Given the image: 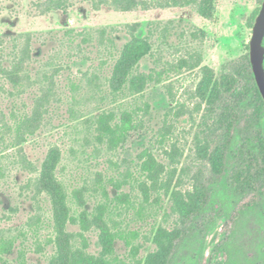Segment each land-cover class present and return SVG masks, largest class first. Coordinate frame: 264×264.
I'll use <instances>...</instances> for the list:
<instances>
[{"label": "rangeland", "instance_id": "1", "mask_svg": "<svg viewBox=\"0 0 264 264\" xmlns=\"http://www.w3.org/2000/svg\"><path fill=\"white\" fill-rule=\"evenodd\" d=\"M36 2L0 0V62L10 64L19 34L32 35L33 51L31 77L21 86L15 88L9 76L0 73V237L19 238L15 248H2L0 254L7 264H48L54 254L56 230L50 197L36 195L28 181L38 175L49 148L59 145V175L76 220V224L67 223V231L74 234L70 245L76 253L68 264H97L103 251L101 232L92 222L89 229L82 225L84 207L73 196L77 189L89 210L86 215L92 216L98 203L108 204L104 220L110 222L115 240L113 253L104 256L109 260L106 264H146L148 255L158 250L154 241L157 232L177 225V202L188 200L199 165H211L215 142L231 134L228 117H220L210 102L219 103L225 96L235 102L240 80L233 68L249 54L262 0H194L183 6L133 11L109 6L96 9L90 0H69L67 12L45 14ZM135 23L140 24L139 37L154 31L155 54L141 62L140 70L153 68L159 82L149 85L137 100L89 98L88 77L98 72L101 81L107 82L114 53L106 50L99 37L85 41L76 33L102 28L110 33L119 28L113 34L123 45L130 40L127 25ZM68 29L75 32L67 34ZM51 79L55 82L51 108L35 134L17 144L18 120L32 112L34 99ZM120 105L138 110V128L123 147L110 150L98 139L95 117ZM4 121L8 125L2 130ZM89 135L92 138L87 142ZM146 148L167 165L171 159L167 152L179 150L170 191L165 187L152 190L148 201L140 190L146 179L141 169ZM214 163L221 169L231 166L228 157L219 155ZM128 172L132 178L121 190L119 182ZM176 190L181 194L173 199ZM123 191L130 196L117 199ZM245 201L223 190L222 206L206 211L217 214L210 229L200 233L197 228L176 248L166 241L168 248L153 264H165L171 248V264H264V201L255 209L236 206ZM237 211L240 221L235 225L234 240L227 252L216 251L225 228L229 233L234 227L227 226L229 215ZM91 254L97 258H89ZM84 257L88 259L84 261Z\"/></svg>", "mask_w": 264, "mask_h": 264}, {"label": "trees", "instance_id": "2", "mask_svg": "<svg viewBox=\"0 0 264 264\" xmlns=\"http://www.w3.org/2000/svg\"><path fill=\"white\" fill-rule=\"evenodd\" d=\"M90 1L96 9L109 6L110 8L122 11H133L138 8L148 10L152 8L183 6L191 4L194 0ZM68 3L69 0H38L36 2L42 8L43 14L53 10L67 12L69 9ZM139 27L140 24L138 23L127 25L126 30L130 36V40L123 45L117 43L113 34L114 31L119 32V28L111 29L113 32L110 31V33L107 28L76 33L77 35L84 36L85 41L92 40V36L94 38L99 37L101 43L107 45L106 50L110 54L114 53V62L107 82L101 81V75L98 72H92L93 74L88 77L87 83L90 88L87 90V93L89 92V98L94 100L111 98L113 102H117L120 98L124 100H137L145 93L149 85L159 82L153 68L150 71L140 70L141 62L147 56H154L156 42L153 30H149L146 36L139 37L136 34ZM74 32V29L67 30V34H73ZM15 39L13 59L8 65L0 62V73L9 76L15 84L13 86L16 88L31 77L29 63L32 60L33 51L31 47L32 35L30 33L19 34ZM234 66V75L240 80L235 102L229 101L226 96L224 98L221 97L219 103L218 101L210 102V106L213 109L215 107L218 109L220 117H228V131H231V134H225L215 142L216 146L211 155L213 157H210L213 161L211 165H199L194 178V186L188 192L189 201L181 202L179 200L177 202L176 209L180 213L177 225L168 231H164L161 228L157 232L154 241L158 245V250L148 255L146 264H153L159 260L166 251V248H168L166 241L171 242L172 248H176L186 241L197 228L201 231L200 233L209 230L217 214L207 213L206 211L214 205L222 206V200L220 202V199L223 190H226L233 197L240 198L243 202L247 200L245 203L236 205L245 209H255L264 201V177H262L264 175V99L256 83L250 55L247 54L239 66ZM54 83V79H51L47 88H44L43 91L41 90V94H38L34 99L32 112L20 117L18 120L19 122L16 127L18 133L15 138L17 144H21L20 141L22 143L23 141L25 142L27 136L34 135L39 128L40 122L44 119V113H48V109L51 108L50 105L54 101ZM95 119L98 125V139L100 142H106L108 149L116 150L119 146L123 147L124 143L133 136V131L138 128L137 119H139V115L136 108H130L129 106L121 107L120 105L113 108V110H108L97 115ZM90 120L88 119L87 121ZM7 125L8 122L4 121L1 129H6ZM91 136L89 135L86 138L87 142L92 138ZM167 153L171 158L169 165L158 160V156L149 148L144 149L141 154V169L146 175V179L140 185V190L143 193L142 197L147 201L150 199L152 190L156 192L161 187H165L163 188L164 190L170 191L169 186H171L174 175L178 170L176 161L179 150H171ZM61 155L62 151L59 149V145L50 147L41 164L38 175L28 181L29 186L33 185L36 195L46 194L50 197L52 203V221L56 230V236L52 240L55 251L48 264H68L76 256L70 245L74 234L67 231L68 221L71 220L76 224V220L72 215L73 209L69 203V192L59 175L58 166L61 163ZM218 155L222 158L228 157V162H231V166L221 169L214 163L215 157ZM31 169L32 171H36L34 167H31ZM182 170L186 171L187 166L183 167ZM131 178L132 174L130 172L125 174V179L119 182L121 190L125 185L129 184ZM80 192L77 189L73 192V196L84 207L85 213L82 215V225H85V229H89L92 227L90 223L92 222L93 227L101 232L99 240L103 251L102 257L98 259L97 264H106L109 260L104 258V256L113 253L115 240V234L111 231L110 222L104 220V216L108 211V204L100 202L98 203L97 211L92 216L86 215L89 210L83 197L80 196ZM180 194L179 190L174 191L173 199L177 198ZM129 196V193L123 191L117 195V199ZM89 217H92L93 220H90ZM228 219L227 226L231 225V227H234L229 233L228 229L226 230L225 228V237L222 243L217 246L216 251L227 252L228 244L235 238V225H238L240 221V212L237 211V213L229 215ZM166 234L168 236L165 239ZM18 241L19 238L17 236H10L9 238L1 236L0 251L2 248H8L7 251L12 250ZM5 253L6 256L11 252ZM170 253L166 255L165 264H171L173 261L174 253L169 257ZM89 258L95 259L97 257L91 254ZM87 259V257L83 258L84 261ZM0 264H7L1 254Z\"/></svg>", "mask_w": 264, "mask_h": 264}, {"label": "water", "instance_id": "3", "mask_svg": "<svg viewBox=\"0 0 264 264\" xmlns=\"http://www.w3.org/2000/svg\"><path fill=\"white\" fill-rule=\"evenodd\" d=\"M250 61L260 93L264 99V0L253 25Z\"/></svg>", "mask_w": 264, "mask_h": 264}]
</instances>
